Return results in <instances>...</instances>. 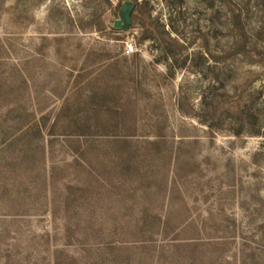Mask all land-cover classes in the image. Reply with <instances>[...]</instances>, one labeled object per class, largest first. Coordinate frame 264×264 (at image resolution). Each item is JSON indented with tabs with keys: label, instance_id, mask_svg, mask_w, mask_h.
I'll return each instance as SVG.
<instances>
[{
	"label": "rangeland",
	"instance_id": "1",
	"mask_svg": "<svg viewBox=\"0 0 264 264\" xmlns=\"http://www.w3.org/2000/svg\"><path fill=\"white\" fill-rule=\"evenodd\" d=\"M0 264H264V0H0Z\"/></svg>",
	"mask_w": 264,
	"mask_h": 264
},
{
	"label": "water",
	"instance_id": "2",
	"mask_svg": "<svg viewBox=\"0 0 264 264\" xmlns=\"http://www.w3.org/2000/svg\"><path fill=\"white\" fill-rule=\"evenodd\" d=\"M135 8V4L131 1H127L121 5L119 9V19L113 22L115 28L127 29L131 24V14Z\"/></svg>",
	"mask_w": 264,
	"mask_h": 264
},
{
	"label": "trees",
	"instance_id": "3",
	"mask_svg": "<svg viewBox=\"0 0 264 264\" xmlns=\"http://www.w3.org/2000/svg\"><path fill=\"white\" fill-rule=\"evenodd\" d=\"M239 17H240L239 14H237V15L234 17V20H233V23H232V27H233L235 30L237 29V31H239V32L242 34V36H244V31H243V29H242V24H241V21H240ZM144 243L146 244V242H144ZM145 244H143V245H145Z\"/></svg>",
	"mask_w": 264,
	"mask_h": 264
}]
</instances>
